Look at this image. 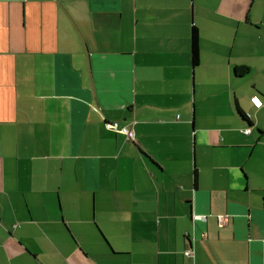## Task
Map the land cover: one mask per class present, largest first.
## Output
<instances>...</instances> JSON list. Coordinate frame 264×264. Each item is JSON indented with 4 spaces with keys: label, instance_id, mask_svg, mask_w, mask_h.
<instances>
[{
    "label": "crops",
    "instance_id": "obj_1",
    "mask_svg": "<svg viewBox=\"0 0 264 264\" xmlns=\"http://www.w3.org/2000/svg\"><path fill=\"white\" fill-rule=\"evenodd\" d=\"M0 264H264V0H0Z\"/></svg>",
    "mask_w": 264,
    "mask_h": 264
},
{
    "label": "built area",
    "instance_id": "obj_2",
    "mask_svg": "<svg viewBox=\"0 0 264 264\" xmlns=\"http://www.w3.org/2000/svg\"><path fill=\"white\" fill-rule=\"evenodd\" d=\"M253 99H254V102L256 103L257 106H260L262 104V102L257 97H253ZM105 125H106L107 129L116 130V131H120V132L125 133L130 140L135 139V133L133 130H131L127 127H120L117 122H106ZM250 131H251L250 128L244 130V132H246V133H249ZM185 254L188 256H192L193 251L192 250H186Z\"/></svg>",
    "mask_w": 264,
    "mask_h": 264
},
{
    "label": "trees",
    "instance_id": "obj_3",
    "mask_svg": "<svg viewBox=\"0 0 264 264\" xmlns=\"http://www.w3.org/2000/svg\"><path fill=\"white\" fill-rule=\"evenodd\" d=\"M192 65L197 66L200 58L198 30L194 26L191 36ZM243 115V114H242Z\"/></svg>",
    "mask_w": 264,
    "mask_h": 264
}]
</instances>
